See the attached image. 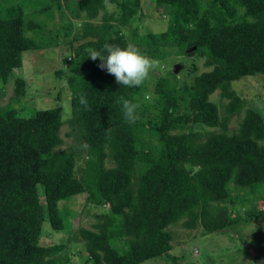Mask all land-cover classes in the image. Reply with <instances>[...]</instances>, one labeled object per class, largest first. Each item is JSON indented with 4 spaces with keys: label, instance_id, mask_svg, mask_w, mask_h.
Returning a JSON list of instances; mask_svg holds the SVG:
<instances>
[{
    "label": "trees",
    "instance_id": "1",
    "mask_svg": "<svg viewBox=\"0 0 264 264\" xmlns=\"http://www.w3.org/2000/svg\"><path fill=\"white\" fill-rule=\"evenodd\" d=\"M142 1L109 0L117 14L107 0H0V97L14 79L11 98L36 103L23 53L66 47L55 72L80 135L62 147L60 107L0 103V264L175 263L172 226L211 234L264 221V89L237 88H264V0H149L168 26L139 33ZM127 36L141 59H192L189 74L130 73ZM83 194L101 208L97 230L73 226L67 203ZM47 227L69 238L44 243ZM82 241L84 257L71 252Z\"/></svg>",
    "mask_w": 264,
    "mask_h": 264
},
{
    "label": "rangeland",
    "instance_id": "2",
    "mask_svg": "<svg viewBox=\"0 0 264 264\" xmlns=\"http://www.w3.org/2000/svg\"><path fill=\"white\" fill-rule=\"evenodd\" d=\"M107 7L110 11L115 10L117 14L121 13V9L116 4H111L109 0H107ZM141 10L145 13V16L139 21L136 20L133 25L134 27L138 26L139 33H146L148 30L157 32L167 28L168 15L164 16L162 14L161 7L149 0H143ZM65 11L67 15H71L67 9ZM102 14L103 12L101 11L100 15L94 20L97 24L101 22ZM70 17L72 18V16ZM54 18L56 19L53 22H59L61 19L60 13L58 12ZM73 20L78 28L83 23L82 20ZM126 34L131 35V31H126ZM127 37L130 51L128 54L130 73L137 72L143 68H149L152 71H156L157 69L166 71V69L175 68L179 78H183L184 74H189L192 59L185 57H181L180 59L177 55L171 57L166 55L164 58H156L151 57L149 54H145L141 59L134 51L135 46L132 43L131 36ZM83 40L77 42L76 45ZM41 51L40 53H44L41 57L38 56L37 52L32 53L33 51H25L23 53L25 78L30 86L31 97L34 98L33 100L37 104H24L21 101H15L11 98L15 95L14 79H11L6 84V90L2 97H0V103L2 105L7 104L13 106H15V103H18L19 107L23 105L29 111H34L35 108H62L63 120H65V124L61 130V135L64 139V145L62 147L78 146L77 139L80 138V135L77 133L78 128L69 122L72 115L70 111L71 102L67 95L70 91L67 88L65 79H59L55 72L67 48L63 46L58 48L51 46L50 49ZM180 60L186 64V69H184L185 66L179 64ZM198 64L200 65L199 71L202 72L204 69L202 62L199 60ZM156 73L158 74L159 72ZM242 80H236L235 84L237 85ZM259 80V78H255L252 82L253 85H251V79L243 80V82L238 84L237 88L243 91L244 94H246L245 91L249 90L252 91L259 88L263 90L264 88ZM2 85L3 81H0V87ZM214 96L218 98L219 91ZM238 120L239 117L237 116L232 119L230 123L231 128L237 126ZM79 163L81 164L82 161H79ZM262 204L264 206V202ZM67 206L72 210L71 219L73 226L77 228L76 230L81 227L97 230L95 225L99 219L94 214L98 213L101 208L94 207L92 204L87 205L85 194L70 200ZM248 212H250L249 209L245 210L242 215L244 216ZM239 222L232 229L211 234H201L198 230L189 231L181 225L172 226L171 229L174 231L175 239L172 242L173 248L171 249V254L175 255L178 260L174 263L173 260L161 256L142 264H264V221L258 217H254L253 219ZM44 226H47V222H45ZM45 233L47 234L44 235L42 241L47 244L60 243L69 238V233L67 232H56L53 235L49 234V227L45 228ZM83 246V241L79 244L73 243L71 245V252L75 254L80 253V257H84ZM252 249L255 255L251 252ZM74 260L81 263V258Z\"/></svg>",
    "mask_w": 264,
    "mask_h": 264
},
{
    "label": "water",
    "instance_id": "3",
    "mask_svg": "<svg viewBox=\"0 0 264 264\" xmlns=\"http://www.w3.org/2000/svg\"><path fill=\"white\" fill-rule=\"evenodd\" d=\"M251 252L253 253V255H255V252L253 251V249L251 250Z\"/></svg>",
    "mask_w": 264,
    "mask_h": 264
}]
</instances>
